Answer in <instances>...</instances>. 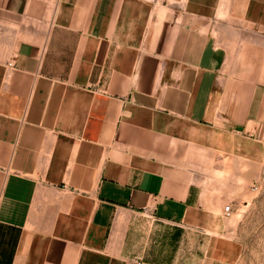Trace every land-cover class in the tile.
Segmentation results:
<instances>
[{
  "label": "crops",
  "instance_id": "obj_1",
  "mask_svg": "<svg viewBox=\"0 0 264 264\" xmlns=\"http://www.w3.org/2000/svg\"><path fill=\"white\" fill-rule=\"evenodd\" d=\"M263 168L264 0H0V264H241Z\"/></svg>",
  "mask_w": 264,
  "mask_h": 264
},
{
  "label": "rangeland",
  "instance_id": "obj_2",
  "mask_svg": "<svg viewBox=\"0 0 264 264\" xmlns=\"http://www.w3.org/2000/svg\"><path fill=\"white\" fill-rule=\"evenodd\" d=\"M204 162V171L211 170V157L209 155H202ZM207 162V163H206ZM218 170L220 172L226 171V163L218 164ZM204 183L211 187V185H218L216 187L219 192L221 200L224 199L225 194L222 196L221 193L226 191V181L225 179L220 180H204ZM256 184L261 188L257 191H250L253 189V185ZM248 191L247 202L239 206V211H235V219H241L243 223H240L241 228L239 232V237L244 242L245 256L241 264H264V168L262 170L259 179H253ZM259 193V194H258ZM258 194V195H257ZM222 207H225L224 202H220ZM224 216V213H223Z\"/></svg>",
  "mask_w": 264,
  "mask_h": 264
},
{
  "label": "built area",
  "instance_id": "obj_3",
  "mask_svg": "<svg viewBox=\"0 0 264 264\" xmlns=\"http://www.w3.org/2000/svg\"><path fill=\"white\" fill-rule=\"evenodd\" d=\"M7 66H8V67H12L13 64H12V63H8ZM253 190H257V188H256V187H253ZM223 213H224V217H225V218L230 217L231 214H232V209H231V207H230L229 205H226V206L223 208Z\"/></svg>",
  "mask_w": 264,
  "mask_h": 264
}]
</instances>
